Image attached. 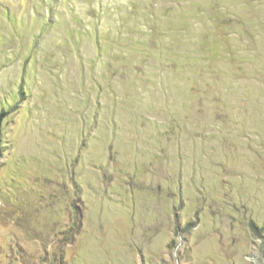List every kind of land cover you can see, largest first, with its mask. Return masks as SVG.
<instances>
[{
	"label": "rangeland",
	"instance_id": "1",
	"mask_svg": "<svg viewBox=\"0 0 264 264\" xmlns=\"http://www.w3.org/2000/svg\"><path fill=\"white\" fill-rule=\"evenodd\" d=\"M0 264H264V0H0Z\"/></svg>",
	"mask_w": 264,
	"mask_h": 264
},
{
	"label": "trees",
	"instance_id": "2",
	"mask_svg": "<svg viewBox=\"0 0 264 264\" xmlns=\"http://www.w3.org/2000/svg\"><path fill=\"white\" fill-rule=\"evenodd\" d=\"M9 114H10V112H8V111H2L0 113V159L2 157V152H3V140H2V136H3V121Z\"/></svg>",
	"mask_w": 264,
	"mask_h": 264
}]
</instances>
